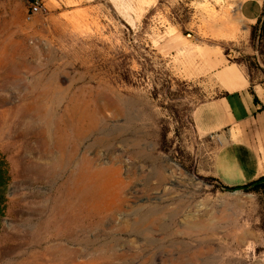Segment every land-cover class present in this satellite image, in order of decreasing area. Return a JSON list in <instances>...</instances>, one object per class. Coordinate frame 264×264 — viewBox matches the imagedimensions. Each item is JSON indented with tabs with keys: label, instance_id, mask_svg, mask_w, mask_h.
Masks as SVG:
<instances>
[{
	"label": "rangeland",
	"instance_id": "1",
	"mask_svg": "<svg viewBox=\"0 0 264 264\" xmlns=\"http://www.w3.org/2000/svg\"><path fill=\"white\" fill-rule=\"evenodd\" d=\"M30 3L0 0V264H264V181L212 176L187 74L221 55L264 81V16L253 42L227 0Z\"/></svg>",
	"mask_w": 264,
	"mask_h": 264
},
{
	"label": "crops",
	"instance_id": "2",
	"mask_svg": "<svg viewBox=\"0 0 264 264\" xmlns=\"http://www.w3.org/2000/svg\"><path fill=\"white\" fill-rule=\"evenodd\" d=\"M227 1L237 9L248 38L262 16L264 0ZM187 74L205 78L213 94L191 112L196 135L218 143L212 176L227 187L264 177V81L253 80L243 67L221 55L200 61Z\"/></svg>",
	"mask_w": 264,
	"mask_h": 264
},
{
	"label": "bare ground",
	"instance_id": "3",
	"mask_svg": "<svg viewBox=\"0 0 264 264\" xmlns=\"http://www.w3.org/2000/svg\"><path fill=\"white\" fill-rule=\"evenodd\" d=\"M22 124L25 127H28V125L24 121H22ZM77 133L79 134V132H77ZM60 144L62 146V140H60ZM61 149H62V147H61ZM75 150H73V151L75 152ZM65 162L66 161H65L64 158L61 157V159H59V163H58V166H57V169L59 171H62V168H64L65 166H67V164ZM78 175H80V177L77 180V190H78V195H79V197H77V198L80 199V200H82V201H86L88 199V197L91 195V192L93 193V190L95 188L94 183L96 182V178H95V175L96 174L90 172V170L87 169L86 171H84V172H82V173H80Z\"/></svg>",
	"mask_w": 264,
	"mask_h": 264
},
{
	"label": "trees",
	"instance_id": "4",
	"mask_svg": "<svg viewBox=\"0 0 264 264\" xmlns=\"http://www.w3.org/2000/svg\"><path fill=\"white\" fill-rule=\"evenodd\" d=\"M263 16H264V9H263V13H262L261 18L259 19V21L257 22V24L252 29L251 39H252L253 42H255V39L257 37V32L258 31H261V29L263 28L262 27L263 26L262 25ZM259 37H262V35L259 36ZM1 165L2 166H5L6 164H5V162H3ZM216 181L218 182V180H216ZM262 181H264V177L260 178L259 180L255 181V182H252V183H249L247 185H244V186H238V187H227V186H224V185H222V186H223V188L225 190L234 191V190H237V189H247L248 187H251L254 184H256L258 182H262ZM0 186L5 187L6 186V183L5 182H0ZM1 202H2V200L0 199V204H1Z\"/></svg>",
	"mask_w": 264,
	"mask_h": 264
},
{
	"label": "built area",
	"instance_id": "5",
	"mask_svg": "<svg viewBox=\"0 0 264 264\" xmlns=\"http://www.w3.org/2000/svg\"><path fill=\"white\" fill-rule=\"evenodd\" d=\"M45 9L44 0H31L27 19L30 21Z\"/></svg>",
	"mask_w": 264,
	"mask_h": 264
}]
</instances>
